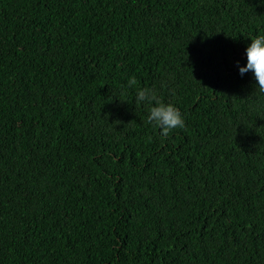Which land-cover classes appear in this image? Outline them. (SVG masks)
<instances>
[{
  "label": "trees",
  "instance_id": "1",
  "mask_svg": "<svg viewBox=\"0 0 264 264\" xmlns=\"http://www.w3.org/2000/svg\"><path fill=\"white\" fill-rule=\"evenodd\" d=\"M257 35L264 0H0V264H264Z\"/></svg>",
  "mask_w": 264,
  "mask_h": 264
},
{
  "label": "clouds",
  "instance_id": "2",
  "mask_svg": "<svg viewBox=\"0 0 264 264\" xmlns=\"http://www.w3.org/2000/svg\"><path fill=\"white\" fill-rule=\"evenodd\" d=\"M247 64L240 66V74L249 71L254 74L256 91L264 93V35L251 37V43L246 48ZM137 79L132 76L127 81L129 88L137 86ZM145 104L148 107L146 123L159 128L160 135L167 138L175 129L185 128V120L180 110L172 103L163 102L153 88H137L136 106Z\"/></svg>",
  "mask_w": 264,
  "mask_h": 264
}]
</instances>
